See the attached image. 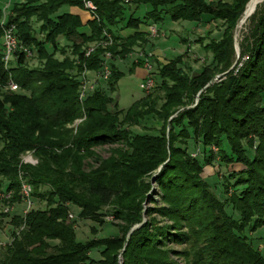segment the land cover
<instances>
[{"label":"trees","instance_id":"trees-1","mask_svg":"<svg viewBox=\"0 0 264 264\" xmlns=\"http://www.w3.org/2000/svg\"><path fill=\"white\" fill-rule=\"evenodd\" d=\"M21 1L14 0L6 23L15 26L19 45L38 65L30 68L28 57L17 52L6 70L0 42V84L11 80L19 87L18 93L0 94V204L20 200V174L32 188L31 198L45 206L12 216V240L1 248L0 264H173L161 249L168 243L194 250L191 264H264L258 241L248 235L264 227V2L251 14L249 39L240 44L230 70L232 33L248 0H89L96 11L85 24L79 15L58 13L62 6L84 10V0ZM167 19L221 23L220 39L203 45L211 53L210 65L185 71L187 52L164 64L151 59L159 85L122 111L110 96L123 76L112 63L110 94L96 87L79 99L83 70L100 72L105 53L123 61L135 48L144 50L149 26ZM127 29L132 32L122 35ZM105 34L110 47L99 45ZM90 44L97 46L86 55ZM135 65L142 62L130 71ZM215 76L220 77L206 87ZM77 119L83 120L70 127ZM149 119L157 135L131 132ZM191 138L207 150L201 160L178 146ZM102 146H110L106 158L96 152ZM25 152L34 154L35 166L20 165ZM215 161L225 169L242 167L223 176L224 200L201 177ZM159 168L155 183L163 206L146 215L157 213L167 223L148 220L127 239L142 222L140 203L149 187L141 179ZM72 207L79 209V219L98 226L107 223L101 211L110 208L112 220L120 222L110 223L118 234L78 242L67 220ZM6 217L0 214V225ZM93 250L98 260L90 257Z\"/></svg>","mask_w":264,"mask_h":264},{"label":"rangeland","instance_id":"rangeland-1","mask_svg":"<svg viewBox=\"0 0 264 264\" xmlns=\"http://www.w3.org/2000/svg\"><path fill=\"white\" fill-rule=\"evenodd\" d=\"M209 2L216 1V0H207ZM226 2H229L230 0H223ZM249 1V0H248ZM16 2H22L21 0H16ZM264 2V0H263ZM263 2H260L259 4L255 5L252 10L251 14H253L256 6L261 8V5ZM248 3V2H247ZM14 4V0H0V23L7 20V18L10 15L12 6ZM247 5V4H246ZM245 5V8H246ZM250 6L248 10L251 8ZM84 8V6H83ZM131 10H133L134 6L131 4L128 6ZM244 8V10H245ZM129 9V10H130ZM142 11V10H141ZM77 12L82 15L81 21L85 24L87 20L90 19V14L85 10H81L78 8L68 7V6H62L58 13H72ZM143 12V11H142ZM244 13V11H243ZM243 14L240 17L243 18ZM250 18V17H249ZM249 18L239 26V28L236 26L240 22H238L233 30L232 33V41H233V50H234V62L230 70L234 67L236 61L238 60L239 56L237 57V50L240 53V44L244 43L246 39H249L250 35V21ZM221 23H215L211 20L203 21L199 24L195 22H171L170 20H165L162 24L159 26L150 25L149 27H154L156 30L157 36L152 38L149 35V44L145 47L144 50H141L139 48H135L132 54H130L125 60L120 61L118 59H113L110 53H105L103 56V62L102 66H107L109 69V76H110V64H114L119 71L122 72L123 76L119 80L116 91L113 94L109 93L108 86H107V79L98 78V75H100V72H88L86 70H83L80 74L81 77H85L86 79H90V83H95V88H99L103 92H106L110 94L111 97L114 98V102L117 104V109L124 111L127 109L132 102L135 100L141 98L146 94L143 90L139 88V85L144 82V78H142L143 75L146 76V71L143 68L144 67V59L149 58L150 59V65H151V72L153 73L154 80H156V85L150 92H154L156 87L159 85L160 80L156 77L157 75V69L156 65L154 63V59H157V61L160 64H164L167 61L171 60L172 58L183 55L186 52L185 58H184V69L188 72H196L198 71L202 66L210 65L211 63V53L204 49L203 45L208 44L211 40H219L224 28H221ZM39 24L35 21L33 22L34 30L38 29ZM140 29L147 30L145 26L141 25ZM149 30V29H148ZM132 31L130 29L123 30L121 32L122 35L130 34ZM209 32V33H208ZM207 33L209 35H207ZM106 38L101 41L99 45L103 47H110L112 45V40L110 35L105 34ZM3 35L0 37V42H2ZM184 40V41H183ZM62 45L67 44L62 39L59 40ZM97 44H90L88 51H92ZM89 52V53H90ZM67 55H70V50L66 52ZM150 56V57H149ZM58 58H62L60 55H57ZM152 59V60H151ZM140 61L142 62V66L135 65L134 69L130 71V68H132L133 63ZM30 68L36 67L38 65L37 59L30 55L28 57V64ZM216 77V76H215ZM218 80V79H217ZM216 80V81H217ZM215 81V82H216ZM214 82V83H215ZM19 91V90H18ZM18 91L16 93H18ZM11 92L9 89H7L6 86H1L0 84V94H8ZM159 94V92H157ZM161 94V93H160ZM197 102V99H196ZM195 102V103H196ZM262 104L264 105V94H263V100ZM195 105V104H194ZM176 116V115H175ZM76 121V120H75ZM73 122V125L70 127L76 128L79 123ZM153 121L151 119L145 120L141 123V126L137 127H131L130 130L134 135H141V134H147V135H157V131L154 129ZM178 131V129H176ZM168 133V129L166 130V134ZM179 147L184 148L188 154V156L192 159H199L201 160L203 156H206L207 150H204L203 146L199 141L194 140L193 138L187 140L184 145H179ZM226 146V145H225ZM109 147L110 146H102L96 149V152L102 157L106 158L109 155ZM228 150V148H226ZM247 151L249 150L246 148ZM210 150L212 153L217 154L218 148L211 146ZM247 154L249 156L252 155V150L248 151ZM217 160V159H216ZM31 165L35 166L37 164V159L35 158L34 154L32 152H25L20 157V165ZM242 167L239 165H233L228 168L219 167L216 161L213 163V166H206L203 169V172L201 174V177L206 179L210 186L212 191L221 199L224 200V194L222 190L221 182L223 180V176L227 173V171L230 170H239ZM160 170H155L152 172V174L144 175L141 179V183L144 185H147L149 187V191L145 193V196L140 203L141 207V225L145 223L146 221H155L154 223H160L161 225L166 224L167 221L160 222L162 219L157 213H152L151 216H147L146 212L150 208H156L163 206V203L161 201V193L158 189V186L155 183V176L156 173ZM19 179L22 183H25V180H22L21 175L19 174ZM1 194V191H0ZM32 204L31 206H28L21 198L18 202L10 204H0V214L7 215V217L3 220L2 224L0 225V253L1 248H4L7 243H9L12 240L11 234L14 231V228L11 226V218L12 216H24L27 212H29L31 209H41L44 208L45 203L41 201H37L31 198ZM227 212L231 214L234 218H237V214L232 212L230 208H227ZM79 209L76 207H72L70 209V213L68 215V221L73 222L74 224V230H75V236L76 240L78 242L84 243L88 240H91L93 238L102 239V238H109L113 237L118 234V228L110 223L114 222L112 220V217L110 214V208H104L101 211V214L105 216V221L107 222L103 226H98V224L93 223L92 221L88 220H82L78 218ZM114 223H120V222H114ZM140 225V224H137ZM135 225V226H137ZM133 226V227H135ZM132 227V228H133ZM92 228L96 229L95 234L91 231ZM131 228V229H132ZM130 229V230H131ZM129 230V232H130ZM185 230V229H183ZM129 232H127L126 238H129ZM133 232V231H132ZM131 232V233H132ZM248 235H251L250 237L254 239L255 241H258V249L262 250L264 252V227L259 228L256 232ZM56 242H52L51 246L55 245ZM162 250L166 251L168 253L169 261L173 264H191L192 255L194 253V250H190L186 245H178L175 243H168L166 246L161 247ZM98 250H93L90 252V257L92 259L98 260L99 253ZM184 253L188 254L184 257ZM121 258L119 257V261L121 262Z\"/></svg>","mask_w":264,"mask_h":264},{"label":"built area","instance_id":"built-area-1","mask_svg":"<svg viewBox=\"0 0 264 264\" xmlns=\"http://www.w3.org/2000/svg\"><path fill=\"white\" fill-rule=\"evenodd\" d=\"M126 3H130L133 0H124ZM84 8L85 10L91 15L94 14L96 11L95 6L93 3L89 0H84ZM3 25V38H2V58L1 61L3 63V66L6 70H8L12 64V62L16 59V53H24L26 57H30L31 52L24 48L23 46L19 45L17 38L15 36V26L14 25H8L6 23V20L2 22ZM149 35L154 38L157 36L156 30L154 27H149ZM90 51L86 53V55L89 54ZM150 57V56H149ZM144 69L146 71V76L144 79V82L139 85V88L143 90L144 92H149L152 90L155 86L154 76L151 72V65H150V59L146 58L144 59ZM109 76V69L107 66H102L101 73L98 75V78L106 79ZM7 89H9L11 92H17L19 90V87L17 84H15L13 81L9 80L7 85ZM95 88V83L91 84L90 79H86L85 77H81L80 79V86H79V99L83 100L87 97ZM83 119H77L75 123H80ZM31 193L32 188L30 185L26 183H22L21 190H20V197L21 199L28 205L31 206ZM3 197L9 198V194L4 195Z\"/></svg>","mask_w":264,"mask_h":264},{"label":"bare ground","instance_id":"bare-ground-1","mask_svg":"<svg viewBox=\"0 0 264 264\" xmlns=\"http://www.w3.org/2000/svg\"><path fill=\"white\" fill-rule=\"evenodd\" d=\"M263 0H252V1H250L248 4H247V6H246V9H245V12H244V16H242L243 18H241V20H240V22H239V25H238V28H239V26L241 25V24H243L251 15H250V13H251V11H248V8L250 7V6H252V5H257V4H259L260 2H262ZM254 12V11H253Z\"/></svg>","mask_w":264,"mask_h":264},{"label":"water","instance_id":"water-1","mask_svg":"<svg viewBox=\"0 0 264 264\" xmlns=\"http://www.w3.org/2000/svg\"><path fill=\"white\" fill-rule=\"evenodd\" d=\"M251 0H249L248 1V3L250 2ZM247 3V4H248ZM247 6V5H246ZM244 12H245V10H244ZM244 14V13H243ZM238 25H239V23L237 24V26H236V29H237V27H238ZM239 56V51L237 50V57ZM220 76H216V77H214L208 84H207V86L206 87H208L209 85H211V84H213L218 78H219ZM141 225V224H140ZM140 225H137V226H135V227H133L131 230H130V232H129V235L131 234V232L132 231H134L135 229H137L138 227H140Z\"/></svg>","mask_w":264,"mask_h":264},{"label":"crops","instance_id":"crops-1","mask_svg":"<svg viewBox=\"0 0 264 264\" xmlns=\"http://www.w3.org/2000/svg\"><path fill=\"white\" fill-rule=\"evenodd\" d=\"M72 14V13H71ZM73 14H76V15H79L80 16V18L82 17V15L80 14V13H77V12H73ZM82 19V18H81ZM160 24H158V25H155V26H159ZM145 77V75H143L142 76V78H144Z\"/></svg>","mask_w":264,"mask_h":264}]
</instances>
